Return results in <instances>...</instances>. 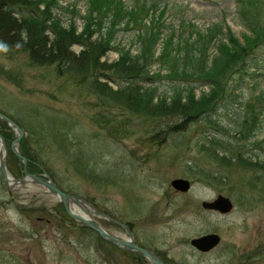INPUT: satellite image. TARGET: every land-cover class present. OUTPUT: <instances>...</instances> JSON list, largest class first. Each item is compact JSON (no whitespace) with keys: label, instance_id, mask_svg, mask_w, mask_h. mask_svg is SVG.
I'll list each match as a JSON object with an SVG mask.
<instances>
[{"label":"trees","instance_id":"1","mask_svg":"<svg viewBox=\"0 0 264 264\" xmlns=\"http://www.w3.org/2000/svg\"><path fill=\"white\" fill-rule=\"evenodd\" d=\"M235 1L238 20L248 30L242 40L219 23L199 29L184 18L167 20V6L160 0H84V13L59 0H0V47L8 55H21L20 65L37 70L39 79L56 80L65 96L94 99L89 126L67 112L41 114L37 123L27 126L29 144L26 136L20 150L34 162L28 163V170H40L38 152L48 147L62 156L70 173L91 181L94 140L105 143L140 133L161 143L204 120L208 132L194 142V155L203 162L191 157L185 163L186 175L210 185L234 176L236 182L226 191L240 205L264 197V158L252 152L264 149L262 141L256 138L247 153L249 140L261 130L264 112V89L258 87L264 80V0ZM59 9L68 13V24L62 22ZM75 17L82 20V29H77ZM121 30L132 32L135 53L115 42ZM74 43L80 45L78 52L71 48ZM110 49L119 56L108 62L102 57ZM153 63L158 71L152 70ZM2 70L13 81L23 79L19 70ZM166 79L169 89L159 92L157 81ZM252 79L251 88L259 92L242 102L240 117L227 128L212 114L220 106L228 109ZM201 84L209 90L196 96L194 88ZM3 134L8 141L12 138L11 131ZM11 159L17 164L13 154ZM53 178L59 183L57 176ZM55 208L66 216L61 205ZM250 256L244 260L263 258L264 250Z\"/></svg>","mask_w":264,"mask_h":264},{"label":"rangeland","instance_id":"2","mask_svg":"<svg viewBox=\"0 0 264 264\" xmlns=\"http://www.w3.org/2000/svg\"><path fill=\"white\" fill-rule=\"evenodd\" d=\"M162 1L174 4L175 11L180 16L191 19L199 28L225 18L235 35L241 37L246 30L237 23L234 0ZM71 2L84 8L83 0H61L63 5ZM62 18V22L67 24L66 16ZM77 24H80V20H77ZM131 38L130 32L120 31L117 40L120 41L119 45L129 47ZM71 47L74 52L80 49L78 45ZM116 57L115 51H109L104 59L113 61ZM19 60L20 57L10 59L0 53V63L11 65L23 75L27 72L24 80L13 81L0 76V111L12 116L11 118L20 116L27 123L33 121L29 114L30 110L67 112L78 118L83 125L89 126L88 112L91 108L84 100L67 97L58 91L54 84L41 81L36 75L32 76L31 69L18 65ZM0 75L5 73L0 70ZM168 87L163 84L161 90ZM206 89V85L201 84L195 91L199 93ZM248 93V89H244V94ZM232 118L227 110H220L219 119L222 122H232ZM198 124H194L187 134L173 135L171 138L176 146L173 145L172 139H166L163 145L155 150L153 157V151L150 153L146 144L141 146L133 138L126 140L124 145L118 144L121 149L119 153L125 154V161H129V157L146 161L142 164L143 167L136 168L137 173L132 172L133 182L142 181L138 175L143 179L141 185L143 189L135 190L136 199L131 193L134 192L131 183L124 186L112 185L109 182L107 186H99L78 176H71L64 159L54 149L50 150L48 147L40 149L38 157L48 175L51 177L57 175L62 186H71L78 196L89 203L90 208L95 207L97 210L109 212L122 222H131L132 236L141 244L165 252L169 264L233 263L238 254L242 255L264 245V197L255 207L246 210L243 206L235 205L231 213L221 216L212 211H205L199 208V205L202 200H211L218 193L225 194L224 190L233 183V178L225 184L218 185L217 188L197 181L192 183L191 189L186 193L173 191L169 181L171 178L181 176L184 172L182 160L194 155L193 138L196 139L202 134ZM257 138L264 139V128L257 134ZM145 140L150 142V139ZM26 142L29 144V137ZM93 144L98 149L102 143L94 141ZM31 146L35 147L33 143ZM255 152L259 154L262 149ZM119 153L117 152L116 156L105 153L100 157V161L113 164L114 168L123 162L117 158ZM13 169L18 171L16 165H13ZM96 170L101 172L99 167H96ZM126 172L129 176L131 168H126ZM108 175L112 178L113 174ZM124 189L127 192L125 196ZM6 190L7 186L5 189L0 182V264H148L137 255L129 257V260L125 259L119 251L110 248L95 234L76 223H62L58 210L52 208L56 199L49 193L29 190L25 186L13 189L10 195ZM145 208L149 211L147 212ZM136 210L138 213H135ZM139 213L142 220L138 216ZM101 223L113 234L121 236L124 234L116 224L106 221ZM208 232L219 233L222 242L229 248L222 244L214 252L199 253L187 242L192 237ZM248 264H264V257L260 259L257 257Z\"/></svg>","mask_w":264,"mask_h":264},{"label":"water","instance_id":"3","mask_svg":"<svg viewBox=\"0 0 264 264\" xmlns=\"http://www.w3.org/2000/svg\"><path fill=\"white\" fill-rule=\"evenodd\" d=\"M0 118H2L8 126H10L13 130H15V139L13 140L11 144L12 151L16 154L18 158H20L23 162L26 161V158L21 155L18 151V143L20 140V137L22 136L23 131L21 128L9 117L5 116L4 114L0 113ZM0 141H1V147L3 151H0V170L3 174L5 182L10 185V183H33L36 185H39L42 188H47L51 193H53L65 206L67 212L70 214V216L77 221L86 224L92 228H94L101 237H103L106 240H109L117 245H125V246H132L130 241L120 240L116 239L113 236H111L109 233H107L101 224L93 218V214L99 215V213L95 210L88 209L87 205L84 203V200L77 198L75 196H72L68 193L62 192L57 188V186L54 184V182L48 178L46 174L43 175H36V174H25V176H22L20 178H14L10 172L7 170L5 165V155L6 150L4 149V139L0 135ZM172 185L178 190L185 191L189 188V183L186 180L183 179H176L172 182ZM74 202L78 204L83 210L87 209V215L88 217L82 216L79 213L72 212L70 209L71 203ZM203 205L208 208H216L221 211H228L231 208V203L229 200L225 197L219 196L217 200L214 202H204ZM220 237L217 234H208L201 236L199 238L193 239L191 242L194 244L197 248L200 250H208L215 245L218 244ZM138 251L145 254L151 261H153L154 264H163L162 261L156 256L155 253L150 252L148 250L138 248Z\"/></svg>","mask_w":264,"mask_h":264},{"label":"bare ground","instance_id":"4","mask_svg":"<svg viewBox=\"0 0 264 264\" xmlns=\"http://www.w3.org/2000/svg\"><path fill=\"white\" fill-rule=\"evenodd\" d=\"M0 149H1V146H0Z\"/></svg>","mask_w":264,"mask_h":264}]
</instances>
